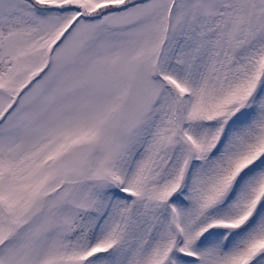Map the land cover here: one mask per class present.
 I'll use <instances>...</instances> for the list:
<instances>
[{
	"label": "snow or ice",
	"instance_id": "obj_1",
	"mask_svg": "<svg viewBox=\"0 0 264 264\" xmlns=\"http://www.w3.org/2000/svg\"><path fill=\"white\" fill-rule=\"evenodd\" d=\"M0 264H264V0H0Z\"/></svg>",
	"mask_w": 264,
	"mask_h": 264
}]
</instances>
